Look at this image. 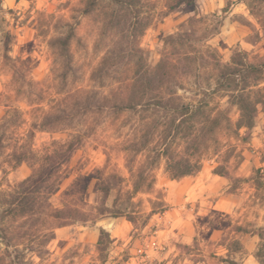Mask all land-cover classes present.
Returning <instances> with one entry per match:
<instances>
[{
  "label": "rangeland",
  "instance_id": "1",
  "mask_svg": "<svg viewBox=\"0 0 264 264\" xmlns=\"http://www.w3.org/2000/svg\"><path fill=\"white\" fill-rule=\"evenodd\" d=\"M15 1L0 264H264L259 27L231 0ZM246 2L264 32V0Z\"/></svg>",
  "mask_w": 264,
  "mask_h": 264
},
{
  "label": "crops",
  "instance_id": "2",
  "mask_svg": "<svg viewBox=\"0 0 264 264\" xmlns=\"http://www.w3.org/2000/svg\"><path fill=\"white\" fill-rule=\"evenodd\" d=\"M196 2L197 8L202 12L216 9L221 4V0H196ZM15 3V0H1L0 9L2 7H8L9 9H11V7L15 5ZM231 9L233 13L242 14L247 17L249 21H252L255 25H257V27H259L260 29L259 37L264 38V32L262 31L259 18L257 15L253 14L246 0H231ZM232 37H234L233 39H242L244 41V39L248 37V32L242 28L235 27Z\"/></svg>",
  "mask_w": 264,
  "mask_h": 264
},
{
  "label": "trees",
  "instance_id": "3",
  "mask_svg": "<svg viewBox=\"0 0 264 264\" xmlns=\"http://www.w3.org/2000/svg\"><path fill=\"white\" fill-rule=\"evenodd\" d=\"M116 1L122 2V3H125V4H128V5H131V3H129L127 1H125V0H116ZM2 21L4 22L5 21V18H2ZM242 103H243L242 104L243 107L246 110H251V106H250V104L248 102L243 101ZM182 109H183L182 110L183 113H189L190 114L191 109H190L189 106L184 105ZM174 111H178V107H174ZM191 113H192V111H191ZM180 167H182V166H180ZM180 167L179 166H171V168L175 171V173H178L179 175H188V174H190L192 172V166L191 165H188V166H185V167H182V168H180ZM38 182H39V179L38 178L31 180V183H33L34 185L36 183H38ZM23 193H25L24 190L21 191V194H23ZM27 202H30V201L27 200Z\"/></svg>",
  "mask_w": 264,
  "mask_h": 264
}]
</instances>
